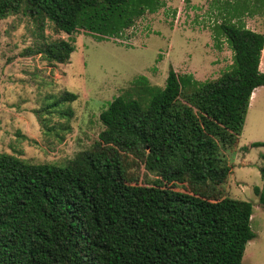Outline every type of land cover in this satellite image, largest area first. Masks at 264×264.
<instances>
[{
  "label": "trees",
  "instance_id": "obj_1",
  "mask_svg": "<svg viewBox=\"0 0 264 264\" xmlns=\"http://www.w3.org/2000/svg\"><path fill=\"white\" fill-rule=\"evenodd\" d=\"M216 2L220 21L212 36L232 52L217 78L199 81L169 68L161 87L137 75L100 112L104 128L92 147L67 164L0 152V264H241L256 235L253 206L220 187L233 171L226 153L238 146L250 95L264 86V34L243 20L261 14L264 0ZM163 6L164 0H0V19L22 12L56 31L102 41ZM72 51L69 40L57 39L35 53L66 63ZM76 98L65 90L38 117ZM141 168L152 178L141 181ZM260 174L262 186L253 191L264 204V166Z\"/></svg>",
  "mask_w": 264,
  "mask_h": 264
},
{
  "label": "rangeland",
  "instance_id": "obj_2",
  "mask_svg": "<svg viewBox=\"0 0 264 264\" xmlns=\"http://www.w3.org/2000/svg\"><path fill=\"white\" fill-rule=\"evenodd\" d=\"M164 4L156 14L146 13L123 33L125 42L97 41L83 32L69 35L56 31L48 20L35 22L22 12L0 19V152L34 163H69L97 140L104 128L99 114L109 101L130 87L137 75L155 74L159 51L171 52V59L179 57V45L175 52L169 46L170 38L181 40L175 33L206 34L209 44L212 26L208 22L217 15L216 0H164ZM177 11L180 17L173 22ZM253 19L264 34V7L259 15L243 17L251 24ZM152 20L161 25L153 26ZM145 24L150 28L144 29ZM168 32L175 33L169 38ZM57 39L69 40L73 46L68 62L49 63L35 53L41 45ZM201 40L205 42V38ZM133 41L134 47H129ZM224 42H220L219 57L212 61L216 66L210 67L211 76H219L232 60ZM165 61L160 63L155 80L161 85L168 72ZM65 90L77 98L49 108V112L45 110L39 118L38 112ZM257 141L264 142V99L247 112L238 146L227 151L233 171L220 187L224 195L249 201L253 206L250 225L256 235L247 242L241 264H264V204L253 191L255 186H262L264 147L250 146V142ZM137 172L141 181L152 178L142 168Z\"/></svg>",
  "mask_w": 264,
  "mask_h": 264
},
{
  "label": "crops",
  "instance_id": "obj_3",
  "mask_svg": "<svg viewBox=\"0 0 264 264\" xmlns=\"http://www.w3.org/2000/svg\"><path fill=\"white\" fill-rule=\"evenodd\" d=\"M149 14H150V16H153L154 14H156V12L149 13ZM143 17H144V15L142 16V18ZM250 22H252V24L245 22V25L247 28L262 33L261 29L254 25V23H255L254 19L251 20ZM152 25L153 26H160L161 23L158 21L152 20ZM130 28L126 29L123 33H126V31H130ZM147 28H150V26L145 24L144 29H147ZM173 33H175V32H170V34L168 32L169 38H170V35ZM151 34L152 33H149L147 36H145L143 38V40L145 41L149 37V35H151ZM175 34H177L179 37H181V40H179V41L177 40L175 42L170 38L169 39V46H170V48H172V51L175 52V47L177 45H179V50H178L180 53L179 57L177 55V56H175L176 59H175V57H173L171 59V52L161 50L157 53V56H158L157 65H155V67H154L155 74H152L151 72H144L145 74H142V75L146 76L151 84H155V85L163 87L164 85H161V83H157L155 80H157V77L159 76V65L162 62L164 63V59L166 58L165 62L167 63V69L168 70H169V68H172L174 71H176L178 73L192 74L193 77L199 81L217 78L218 76H215V75L211 76V73L213 72V68H210V67L216 66L215 64L212 65V61L219 57V52L222 51L221 43H219L218 46L215 45L216 43L213 41L211 33H209V38L211 37L209 44L206 42L207 41L206 40V37H207L206 34H203V35L198 34L197 35V34H192L189 31H184V34H179V33H175ZM202 38H205V42H202V40H201ZM222 40H224V39L221 38L220 42ZM134 41L131 42V44L129 43L131 45L129 47H134V45H135ZM144 41H142V42H144ZM224 44H227V43L224 42ZM211 47H213V48H211ZM231 57H232V54H231ZM173 59H174V61H173ZM231 62H232V60L229 62V64H231ZM208 67L210 69L209 70V77L205 78L204 75L206 74ZM225 70H227V68L224 69L223 71H225ZM259 70L261 72H264V47H263L262 52H261ZM167 74H168V72H167ZM164 76L165 75H163V78H164ZM166 77H167V75H166ZM263 99H264V86H258L256 88H254L251 95H250L247 112L250 111L255 106L259 105L263 101ZM245 119H246V117H245ZM251 143L252 142H250V144Z\"/></svg>",
  "mask_w": 264,
  "mask_h": 264
},
{
  "label": "built area",
  "instance_id": "obj_4",
  "mask_svg": "<svg viewBox=\"0 0 264 264\" xmlns=\"http://www.w3.org/2000/svg\"><path fill=\"white\" fill-rule=\"evenodd\" d=\"M165 5V4H164ZM164 7V6H163ZM174 16H175V18H174V21L173 22H176L178 19H179V17H180V11H177V13L176 14H174ZM220 20L218 19V20H215V19H213V22H208V24H210V26H213V24L216 22V23H218ZM123 34H121L119 37H116V38H113V40H119V41H122V42H125V38H122L121 36H122Z\"/></svg>",
  "mask_w": 264,
  "mask_h": 264
},
{
  "label": "bare ground",
  "instance_id": "obj_5",
  "mask_svg": "<svg viewBox=\"0 0 264 264\" xmlns=\"http://www.w3.org/2000/svg\"><path fill=\"white\" fill-rule=\"evenodd\" d=\"M253 97V96H252Z\"/></svg>",
  "mask_w": 264,
  "mask_h": 264
}]
</instances>
